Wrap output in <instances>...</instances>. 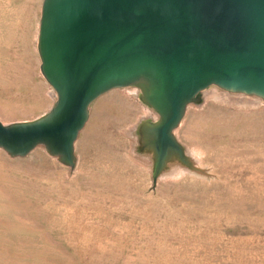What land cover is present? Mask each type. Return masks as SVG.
Returning a JSON list of instances; mask_svg holds the SVG:
<instances>
[{"label": "rangeland", "instance_id": "rangeland-1", "mask_svg": "<svg viewBox=\"0 0 264 264\" xmlns=\"http://www.w3.org/2000/svg\"><path fill=\"white\" fill-rule=\"evenodd\" d=\"M43 0H0V122L46 114L37 49ZM158 115L136 86L89 105L74 167L37 145L0 148V264H264V100L210 85L174 135L192 167L152 180L138 125Z\"/></svg>", "mask_w": 264, "mask_h": 264}, {"label": "water", "instance_id": "water-1", "mask_svg": "<svg viewBox=\"0 0 264 264\" xmlns=\"http://www.w3.org/2000/svg\"><path fill=\"white\" fill-rule=\"evenodd\" d=\"M37 49L55 100L35 120L0 122V148L11 157L43 145L74 167L89 105L136 86L158 115L137 128L155 183L172 162L192 167L174 129L203 89L264 100V0H43Z\"/></svg>", "mask_w": 264, "mask_h": 264}]
</instances>
